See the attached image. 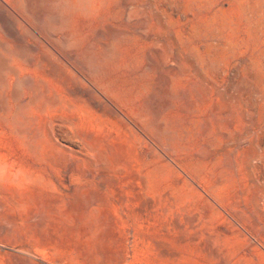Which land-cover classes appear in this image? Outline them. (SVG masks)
<instances>
[{"label": "rangeland", "instance_id": "1", "mask_svg": "<svg viewBox=\"0 0 264 264\" xmlns=\"http://www.w3.org/2000/svg\"><path fill=\"white\" fill-rule=\"evenodd\" d=\"M0 264H264V0H0Z\"/></svg>", "mask_w": 264, "mask_h": 264}, {"label": "clouds", "instance_id": "2", "mask_svg": "<svg viewBox=\"0 0 264 264\" xmlns=\"http://www.w3.org/2000/svg\"><path fill=\"white\" fill-rule=\"evenodd\" d=\"M24 176L25 173L22 169L0 163V182L9 181L13 186H19Z\"/></svg>", "mask_w": 264, "mask_h": 264}]
</instances>
